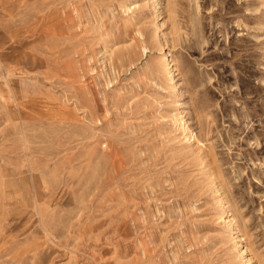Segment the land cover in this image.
<instances>
[{"label": "rangeland", "instance_id": "obj_1", "mask_svg": "<svg viewBox=\"0 0 264 264\" xmlns=\"http://www.w3.org/2000/svg\"><path fill=\"white\" fill-rule=\"evenodd\" d=\"M0 264H264V0H0Z\"/></svg>", "mask_w": 264, "mask_h": 264}]
</instances>
